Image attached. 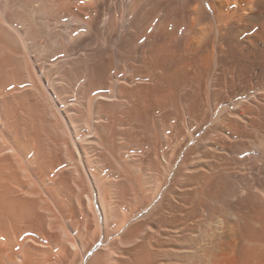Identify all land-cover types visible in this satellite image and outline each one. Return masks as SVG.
<instances>
[{"label": "bare ground", "instance_id": "1", "mask_svg": "<svg viewBox=\"0 0 264 264\" xmlns=\"http://www.w3.org/2000/svg\"><path fill=\"white\" fill-rule=\"evenodd\" d=\"M0 264H264V0H0Z\"/></svg>", "mask_w": 264, "mask_h": 264}]
</instances>
